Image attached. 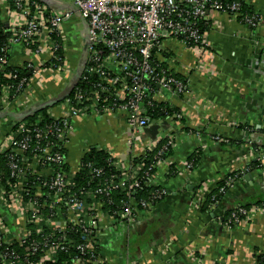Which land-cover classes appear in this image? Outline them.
I'll return each mask as SVG.
<instances>
[{
    "label": "built area",
    "instance_id": "1",
    "mask_svg": "<svg viewBox=\"0 0 264 264\" xmlns=\"http://www.w3.org/2000/svg\"><path fill=\"white\" fill-rule=\"evenodd\" d=\"M60 2L75 6L84 20L89 47L81 80L88 83L92 78L96 80L89 93L81 89L74 90V97L66 98L59 105L64 108V115L58 119L52 116L55 123L48 126L46 131H37L35 140L45 143L41 149L32 150L31 138L19 140L12 131L5 137L0 155L9 158L10 179L13 182L7 183L8 188L2 186L4 174L0 172V264H47L57 259L58 254L70 251L76 252L71 259L72 264H112L106 262V254L101 250L100 238L106 231V216L99 207H93L69 192L76 174L70 170L65 171L67 157L55 151L57 145L49 141V137L54 136L67 150L76 119L119 113L125 117L132 139L139 140L140 135L145 134L154 124L148 117L151 102H167V95L183 97L189 94L188 87L172 77L168 68H162L163 64L158 62L163 60L167 42L177 41L192 49L199 54L200 64H204L203 58L210 52L211 46L201 27L202 21L208 20L211 11L234 16L251 30H255L264 19L258 13L242 15L239 3L224 4L219 0ZM0 10V33L9 34V45L24 47L33 58L23 68L30 78L21 79L15 86V92L20 95L16 98V93H12L14 85L6 86L0 92L1 105L9 112L11 106L19 103L27 88H40L46 78L56 80L70 76L67 64L57 54L61 46L52 37L55 35L63 39L66 51L64 26L74 25L79 35L81 27L71 11L52 10L39 0H0ZM0 54L3 56L1 64L4 67L11 66V60L7 58L8 46H1ZM54 61L59 64H51ZM17 77L15 74L7 75V78ZM13 98L16 99L12 101ZM181 117L177 116L178 123ZM171 121H175V118L162 120L159 124ZM21 129L26 130V126ZM197 135L201 139L202 136ZM178 137H166L169 146H175ZM216 139L219 142L225 141L219 137ZM31 150H36L37 154L30 161H19L18 156ZM191 168L189 162L178 166L176 164L177 170ZM140 169V166L130 167L111 189H139L141 182L137 180V175ZM27 172L34 179L32 185L38 183L35 198L31 200H26L24 193L23 181ZM103 174V170L93 168L92 175L95 177ZM244 175L242 171L235 174L234 178H228L229 189ZM152 183L159 186L157 180L153 179ZM109 190L104 187L89 195H106ZM221 192H225L224 188ZM127 205V213L120 221L113 218L109 220L121 226L128 225L134 221L140 209L152 208V204L145 201L137 204L131 201ZM252 216L251 210L240 208L232 214V219L237 225ZM46 226L51 228L52 234L46 233ZM74 234L79 235L78 242L67 244Z\"/></svg>",
    "mask_w": 264,
    "mask_h": 264
},
{
    "label": "crops",
    "instance_id": "2",
    "mask_svg": "<svg viewBox=\"0 0 264 264\" xmlns=\"http://www.w3.org/2000/svg\"><path fill=\"white\" fill-rule=\"evenodd\" d=\"M242 1L264 18V0ZM208 22L205 35L211 47L204 64L198 53L177 41L166 43L162 57L189 90L183 97L167 95V103L181 111V126L176 120L154 123L159 125L156 134L149 131L135 140L122 114L75 120L66 150L67 166L74 174L80 172L91 149H106L119 166L130 168L134 159L146 156L159 141L179 136L171 159L159 161L156 167L154 180L165 189L166 199L139 210L128 225L106 216L100 242L107 263L256 264V257L264 255V207L256 206L264 201V19L251 30L234 16L211 11ZM64 34L66 64L72 73L75 65L67 54L76 60L82 42L74 25L64 26ZM28 53L22 46H10L12 65L24 68L33 60ZM64 82L53 85L56 81L46 78L40 88H27L9 112L23 113ZM62 109H52V116H63ZM14 124L10 118L0 121V147ZM198 148L203 157L197 170L179 169L168 177L172 163L184 165ZM242 171L245 175L230 187L223 202L202 213L198 204L206 195L228 175ZM239 205L251 207L253 216L233 225L226 216Z\"/></svg>",
    "mask_w": 264,
    "mask_h": 264
},
{
    "label": "trees",
    "instance_id": "3",
    "mask_svg": "<svg viewBox=\"0 0 264 264\" xmlns=\"http://www.w3.org/2000/svg\"><path fill=\"white\" fill-rule=\"evenodd\" d=\"M223 2L224 4H232V3H239L242 7V15H254L257 14L254 11H252L251 8H249L242 0H219ZM2 16V10H0V18ZM5 26V24L3 25ZM202 32H206L209 28V22L208 20L202 21ZM53 40L57 41L61 49L58 51V56L63 60V63H66V51H65V43L63 39H60L56 37L55 35L52 37ZM10 42V35L0 33V47L3 45L8 46V49L10 48L9 45ZM166 53H163L162 57ZM1 56L0 54V92L3 91V88L6 86H13L14 88H11L12 93H16L15 90L17 89L15 86H17L21 79H29L30 76L28 75V72L24 70L21 67H13L12 65H6L5 67L1 64ZM7 58H10V55L8 54ZM161 64H163L162 68H168L169 74L172 77H175L177 80L182 81L186 86L187 83L184 80L182 76H180L177 72L175 73L174 70L169 69V66H166V63H164V60L158 61ZM87 63V62H86ZM51 64H59L58 61H54ZM9 74H15L18 77L17 78H7V75ZM95 78L91 79V82H85L83 80H79L78 84L75 86L74 90L81 89V91L85 93H89L90 90L93 88L92 84L95 82ZM72 91L71 94L68 97H74L76 91ZM158 90V89H157ZM49 94L46 93V97L42 98L40 101L45 102L50 100L51 98L57 96L63 91V86L58 87V89H50L48 90ZM48 94V95H47ZM62 94V93H61ZM20 95V93H16V98ZM16 98H13L12 101H14ZM57 103V102H56ZM62 102H58L56 105L46 108L40 112H38L33 117H28L26 119H23L22 121H18L13 127L12 133L14 136H16L17 139L22 140L26 137L31 138V145L32 150L34 149H41L44 146V142H38L35 140V135L38 130L46 131V128L48 126H51L55 123V119L52 117V109L59 106ZM75 107H79V105H75ZM7 111H5L1 105L0 100V116L2 114H5ZM9 113V112H8ZM11 113V112H10ZM181 116V111L178 110L173 104L162 102V101H153L151 102V105L148 106V117L153 121L154 123H160L162 120H168L172 119L176 120L177 116ZM181 122V121H179ZM183 122V121H182ZM181 122V123H182ZM26 126V130H22L21 127ZM49 141L54 142L57 147L55 149L56 152H60L64 157H66L67 153L63 145L59 144L57 142V139L54 136L49 137ZM173 147L169 146L168 144V138H165L159 142V144L154 147L152 150L148 151L146 156H140L139 158H136L132 161L131 168L133 166L137 167L140 166L141 169L138 171L137 180L141 182V187L137 190H123L121 188H112L114 184H116L123 176L126 174L129 170V167L126 168L125 166H119L117 159H115L109 151L106 149H91L88 154L83 159L82 168L78 174L75 175V177L72 179V188L69 190L70 193L75 194L77 197L81 198L83 201L88 203L89 205L93 207H99L100 210L103 212L107 218H113L116 221H120L122 219L123 215H126L128 206L131 201H134L135 204L145 201L149 204H152L153 206H157L161 202H163L166 199L165 189L159 185L155 186V184L152 183L153 179L155 178L156 173V167L159 161H167L169 158H171L173 154ZM29 151L26 153L21 154L18 156L19 161L22 159L24 162L30 161L36 154V150ZM162 153V155H160ZM203 157V151L202 148H198L194 154H192L188 158V162L192 165L193 170H197L201 164V160ZM9 158L6 155H0V172L4 174L2 186L4 185L5 188H8L7 183L13 182V180L10 179V170L8 166ZM91 165V167L89 166ZM93 168L101 169L104 171L103 176L101 177H95L92 175ZM65 171H68L69 168L67 165L64 164ZM151 169V170H150ZM176 164H172L169 167L168 171V177H174L175 174H177ZM148 173V174H147ZM173 173V175H172ZM240 173H232L228 175L223 181H221L217 188L212 190L206 197L203 199L202 203H200V210L202 213H210L215 207H217L220 203L223 202L226 195L229 193V187L227 186V179L232 177L234 178L235 174ZM242 176H240V179ZM237 179V178H236ZM240 179H237L240 180ZM33 177L31 176L30 172H27L26 176L24 177L23 186L25 190V197L26 200H31L35 198L37 188L36 185H32ZM109 188L110 190L106 192L105 194H97V195H89L91 192L94 193V191H97L102 188ZM224 188L225 192H221V189ZM258 207H264V201H260L256 204ZM255 206V207H256ZM244 208L246 210H250L251 207L246 205H239L235 209L231 210L227 214V219L230 217L232 218V214L235 213L238 209ZM142 210V209H140ZM242 220H244V217H241ZM232 224L235 225L234 220L232 219ZM11 225V224H10ZM33 230V228H30ZM48 226L45 227V231L47 234H52V230H50ZM75 233V231L73 230ZM54 238H57L55 236ZM79 235L74 234V237L67 242V244H71L73 242H78ZM76 252L70 251L66 253H60L57 256V259H55L51 263L47 264H72L71 259L74 257ZM256 264H264V255H259L256 257Z\"/></svg>",
    "mask_w": 264,
    "mask_h": 264
},
{
    "label": "water",
    "instance_id": "4",
    "mask_svg": "<svg viewBox=\"0 0 264 264\" xmlns=\"http://www.w3.org/2000/svg\"><path fill=\"white\" fill-rule=\"evenodd\" d=\"M39 1L46 4L49 8L55 11H60V10L61 11L62 10L71 11L74 14L75 18L78 19L80 27H81V34L79 35V39L82 42V46H81L82 67L79 72H77V70L76 71L73 70V72L68 77V80L64 82V84L62 85L63 86V91L61 92L62 94L60 93L48 101L36 103L33 107L27 108L21 114H14V113L6 112L5 114H2L0 116V121L6 118H10L16 124L18 123V121H22L23 119H26L28 117H33L38 112L46 108H50L56 105L58 102H63L66 98H68V96L74 90L75 86L78 84L82 76V73L85 69V66H86V62L88 58L89 40H88V35H87V28L84 25V20L82 19L79 13V10L75 6H72L70 4H64L62 2H59L58 0H39ZM84 59L86 61H84ZM158 129H159V125H153L149 129H147L145 133L149 134L150 133L149 131H151V133L153 132L154 134H156ZM247 178H249V176Z\"/></svg>",
    "mask_w": 264,
    "mask_h": 264
},
{
    "label": "rangeland",
    "instance_id": "5",
    "mask_svg": "<svg viewBox=\"0 0 264 264\" xmlns=\"http://www.w3.org/2000/svg\"><path fill=\"white\" fill-rule=\"evenodd\" d=\"M75 40L78 42V37L76 36V38H75ZM81 50H79V52H78V54H77V57H76V60H74V59H72L71 58V56L69 55V53L67 54L68 55V59L72 62V63H74V65H75V71L77 70V72H79L80 71V69H81V67H82V58H81ZM81 58V59H80ZM84 61H86L85 59H84ZM67 81L68 80V77L66 78H63V79H56V80H53V81H56V83H54L53 85H55V84H58L57 82H60V81ZM52 85V84H51ZM54 89H58V87H56V88H54ZM50 90V89H49Z\"/></svg>",
    "mask_w": 264,
    "mask_h": 264
}]
</instances>
